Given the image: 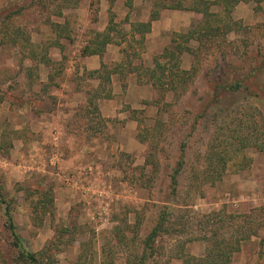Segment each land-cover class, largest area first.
<instances>
[{"label":"rangeland","instance_id":"374dc122","mask_svg":"<svg viewBox=\"0 0 264 264\" xmlns=\"http://www.w3.org/2000/svg\"><path fill=\"white\" fill-rule=\"evenodd\" d=\"M154 8V0L130 5L126 0H0V196L11 206L23 249L44 252L53 264L143 259L146 264H185V256L204 255L208 244L203 237L213 238L211 227L230 236L244 224V215L264 221V154L253 145L228 150L223 176L214 184L206 159L212 142L220 150L234 146L238 140L232 134L241 130L252 132L251 141L264 132V67L252 75L258 52L264 51V1L235 6L232 15L239 23L222 40L223 53L215 45L198 57L188 51L181 55V69L197 66L184 94L171 81L165 88L154 82L150 73L154 58L174 46L175 33L188 32L201 14L160 9L142 35L137 24L149 21ZM117 46L124 59L102 63V90L91 87L88 99L131 100L126 108L146 118L139 136L148 149L142 151L143 164H134L140 149L132 153L124 186L102 182L92 198L86 193L91 199L78 192L83 200L68 209L58 193L64 184L47 172L50 150L47 144L37 146L42 133L34 127L35 100H55L51 89L60 81L73 88L94 77L95 71H87L83 63L91 54L85 50L114 55ZM118 71L135 72L138 84L132 80L129 88L113 86L111 74ZM238 79H243L239 89L217 94L218 84L228 80L236 87ZM259 84L260 96L245 89L249 85L255 94ZM182 149L183 166L173 189ZM243 160L248 161L244 167ZM48 189L53 202L46 198L44 207L34 211L32 200ZM5 211L6 203L0 202V264H20ZM162 215L167 231L156 238L153 249H146L145 240ZM231 264H264V227L243 243Z\"/></svg>","mask_w":264,"mask_h":264},{"label":"crops","instance_id":"0c3cea01","mask_svg":"<svg viewBox=\"0 0 264 264\" xmlns=\"http://www.w3.org/2000/svg\"><path fill=\"white\" fill-rule=\"evenodd\" d=\"M116 48L114 55L109 52L102 55L97 51L84 57L83 63L87 66V71H95L94 77L74 84L73 88L60 81L58 87L51 89L55 100H35L39 108L34 114V127L37 133H42V141L39 139L37 146L42 149L43 145L47 144L49 157L54 151L59 152L62 172L77 179L75 184L78 187H75L65 183L51 164L47 171L64 184L58 189V193L61 203L67 205L68 209L83 198L91 199L95 194L93 190L99 188L102 182L111 180L116 182V185L124 186L125 170L128 164L133 163L132 153H136L139 148L140 153L136 155L134 164L137 165L138 161L143 164L142 151L144 149L146 154L148 149L139 136L146 118L143 121L142 115H134L132 108H126L131 100H116L115 96L102 100L88 99L91 87H101L102 63H120L124 59L121 47ZM111 67L112 65H109V68ZM137 79L135 72L128 75L121 71L111 74L112 85H119L121 88L131 87L128 83L132 80L137 85ZM89 81L91 83H88ZM122 83L126 85L121 86ZM78 89L81 91H77ZM78 192L84 193V197ZM117 193L119 192L112 196H118Z\"/></svg>","mask_w":264,"mask_h":264},{"label":"trees","instance_id":"16d2710c","mask_svg":"<svg viewBox=\"0 0 264 264\" xmlns=\"http://www.w3.org/2000/svg\"><path fill=\"white\" fill-rule=\"evenodd\" d=\"M133 0H126L127 4H131ZM167 0H154L155 8L152 10L151 19L147 22H141L137 24L138 30L144 35L146 32L150 31L151 23L159 16L160 9L163 8H179V9H187L191 11H195L201 14V18L199 21L192 27L188 32L185 33H175V38L173 42L175 43L173 47L166 48L159 56L154 58V68L151 70L150 76L154 80V82L162 85L164 88L167 81L172 82V86L178 90L182 88V94H184L187 90V82L190 74L197 68L196 65L189 70L181 69V55L188 51L193 52V54L198 57L199 52L203 49H211L213 46L218 45L219 50H221L222 40L234 31H236L235 26L238 25V21L233 18V11L237 4L240 2H263L264 0H191L189 5L185 4L184 0H174L172 3L166 2ZM246 28H252V26H245ZM143 37V36H142ZM221 41V42H220ZM195 45V46H194ZM225 49H222V53ZM85 52H97L87 51ZM258 56H260L259 63H257L255 69L252 72L254 73L260 71L262 67H264V51H259ZM223 58L226 59L227 56L225 54H221ZM248 78V77H247ZM242 80L238 79L236 83V87L234 84L225 80L224 82L217 85V94L219 91L223 90H233L239 89L242 84ZM255 90L257 93H252L253 90H250L249 85L246 86V90H248L254 96L259 95L258 88H261L262 84H259ZM235 87V88H234ZM163 89V88H162ZM216 99H220L217 97ZM217 101V100H213ZM264 119V117H263ZM264 130V128H263ZM248 130H241V133L232 134V139L237 138V143L232 146L233 143L229 144L224 148H220L217 150L216 146L213 142L210 145L208 153L206 154V159H208L209 164L213 169V180H210L211 184L216 183L218 179L223 176V173L226 168V160L224 154L228 152V150H233L235 152L241 151L249 146H255L259 151L264 154V132L259 135H254V141H251L252 132H247ZM215 138V137H214ZM216 139V138H215ZM215 143V142H214ZM249 145V146H248ZM230 147V148H229ZM182 151L181 160L179 162V167L175 169V174L172 176V185L173 189H176L178 184L177 173L181 170L183 166V157L185 155V150ZM248 164L247 160H243L241 164L242 167ZM174 191V190H173ZM52 191L48 189V193L45 191L41 197H36L32 200L34 211H40L45 204V200L49 199L50 202H53L54 198L52 195ZM48 194L50 196H48ZM52 195V196H51ZM4 200L3 197L0 196V202L6 203V211L5 215L7 221L9 223V227L11 229V233L13 235L14 240L16 241V246L19 248V256L18 260L20 264H53L54 260L50 259L48 254L44 252L32 253L23 249L22 244H20L19 236L15 231V224L13 223V216L11 211V206ZM48 206V204H46ZM222 214V213H220ZM220 214H216L217 216ZM164 216L162 215L158 223L151 230L145 240L146 249H153L154 242L156 238L163 232L167 231L164 222ZM246 216V220H244L243 225H239L238 228L234 231H231L230 236H226L224 231L221 228L211 227V234L213 238H208V236H204L203 238L207 241V247L204 255L196 257V256H185L184 262L185 264H231L233 260V256L236 252L240 251L243 243L253 236H258V228L264 227L263 222H257L259 219L250 220L251 217L249 215ZM249 216V218H248ZM234 218L231 214L230 218ZM220 223L224 222L222 216H220ZM257 222V223H256ZM220 236V238H218ZM149 256H147L148 258ZM125 264V263H124ZM126 264H146L144 259L134 262H127Z\"/></svg>","mask_w":264,"mask_h":264},{"label":"built area","instance_id":"2783aa9c","mask_svg":"<svg viewBox=\"0 0 264 264\" xmlns=\"http://www.w3.org/2000/svg\"><path fill=\"white\" fill-rule=\"evenodd\" d=\"M54 139H56V136L54 135ZM60 158L61 154L57 151H54L53 154L49 157V163L55 168L56 173L60 174L64 180L65 183L76 185L77 179L73 177L70 174L63 173L60 167Z\"/></svg>","mask_w":264,"mask_h":264}]
</instances>
